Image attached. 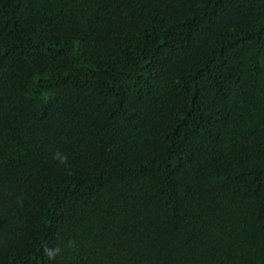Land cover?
Segmentation results:
<instances>
[{"label":"trees","instance_id":"obj_1","mask_svg":"<svg viewBox=\"0 0 264 264\" xmlns=\"http://www.w3.org/2000/svg\"><path fill=\"white\" fill-rule=\"evenodd\" d=\"M0 264H264V0H0Z\"/></svg>","mask_w":264,"mask_h":264}]
</instances>
